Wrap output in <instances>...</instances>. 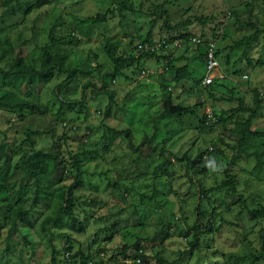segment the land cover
Segmentation results:
<instances>
[{
    "label": "clouds",
    "instance_id": "obj_1",
    "mask_svg": "<svg viewBox=\"0 0 264 264\" xmlns=\"http://www.w3.org/2000/svg\"><path fill=\"white\" fill-rule=\"evenodd\" d=\"M0 264H264V0H0Z\"/></svg>",
    "mask_w": 264,
    "mask_h": 264
}]
</instances>
